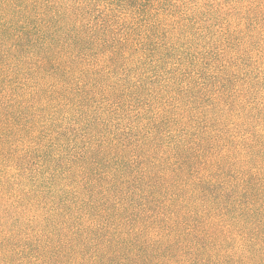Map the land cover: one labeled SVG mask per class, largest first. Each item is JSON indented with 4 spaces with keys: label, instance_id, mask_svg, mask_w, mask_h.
<instances>
[{
    "label": "trees",
    "instance_id": "trees-1",
    "mask_svg": "<svg viewBox=\"0 0 264 264\" xmlns=\"http://www.w3.org/2000/svg\"><path fill=\"white\" fill-rule=\"evenodd\" d=\"M0 264H264V0H0Z\"/></svg>",
    "mask_w": 264,
    "mask_h": 264
}]
</instances>
